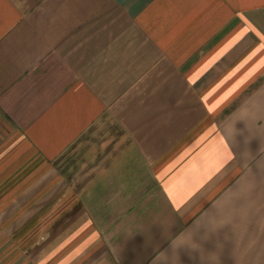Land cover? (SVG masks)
I'll list each match as a JSON object with an SVG mask.
<instances>
[{
	"label": "crops",
	"instance_id": "1",
	"mask_svg": "<svg viewBox=\"0 0 264 264\" xmlns=\"http://www.w3.org/2000/svg\"><path fill=\"white\" fill-rule=\"evenodd\" d=\"M161 253L264 264V0H0V264Z\"/></svg>",
	"mask_w": 264,
	"mask_h": 264
},
{
	"label": "clouds",
	"instance_id": "2",
	"mask_svg": "<svg viewBox=\"0 0 264 264\" xmlns=\"http://www.w3.org/2000/svg\"><path fill=\"white\" fill-rule=\"evenodd\" d=\"M182 245H184L183 242H182L181 245H179V246H176L175 243L173 242V243L171 244V249H172L173 247L178 248V247H180V246H182ZM164 252L166 253L167 250L164 251ZM162 255H164V253H161L160 255L155 256L154 259H153V261H152V264H169V262H167V261L161 259V256H162Z\"/></svg>",
	"mask_w": 264,
	"mask_h": 264
}]
</instances>
